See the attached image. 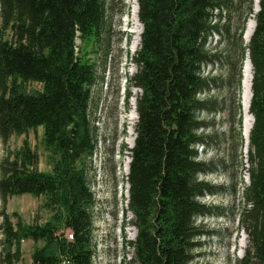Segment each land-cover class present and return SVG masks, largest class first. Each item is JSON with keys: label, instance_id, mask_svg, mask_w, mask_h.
I'll return each instance as SVG.
<instances>
[{"label": "trees", "instance_id": "16d2710c", "mask_svg": "<svg viewBox=\"0 0 264 264\" xmlns=\"http://www.w3.org/2000/svg\"><path fill=\"white\" fill-rule=\"evenodd\" d=\"M229 0H138L144 26L134 85L138 122L127 175L129 209L138 228L132 243L138 264H190L196 218L208 212L200 201L211 190L199 180L206 164L196 145L203 142L205 108L199 94L208 86L202 67L212 54L207 36L218 31L217 12ZM255 13L249 43L253 66L249 138L241 222L249 248L239 264H264V0ZM110 0H0V139L43 128L52 166L38 167L27 140L0 160V264H19L21 242L36 247L33 264H94L93 210L97 203L88 169L98 149V127L91 119L97 68L77 52V39L100 42L109 26ZM230 29L227 28V32ZM245 48L242 47V54ZM36 82L39 90L25 84ZM44 196L53 220L16 223L6 212L9 197ZM70 229L73 240L59 235Z\"/></svg>", "mask_w": 264, "mask_h": 264}, {"label": "rangeland", "instance_id": "374dc122", "mask_svg": "<svg viewBox=\"0 0 264 264\" xmlns=\"http://www.w3.org/2000/svg\"><path fill=\"white\" fill-rule=\"evenodd\" d=\"M136 1L137 4L135 0H110L109 26L100 42L77 39V52L96 65L98 76L91 119L98 127L99 143L88 169L97 201L93 210L94 264H138L132 244L138 228L129 209L130 185L126 172V165H129V171L131 162L132 129L135 137L137 134V100L142 93L132 80L138 70L134 58L141 49V46L134 47L133 41L137 37L136 31H144L139 16L138 20L133 16L135 5L138 11ZM252 1L254 11H259V0H229L228 6L217 12L215 22L220 30L212 32L206 40L212 59L202 67L208 86L199 94L205 108L197 112L204 126L199 130L203 142L196 145V149L198 158L206 164L205 172L198 178L207 182L211 190L200 198L208 212L196 218L200 235L195 239L190 264H239L249 248L248 232L241 222L244 189L250 182L247 172L249 143L246 144L244 137L242 100L244 67L246 59L250 58V42L246 43L244 35L254 15L249 12ZM120 30L124 32L120 33ZM242 47L245 48L243 54ZM25 86L29 90L41 89L36 82ZM134 98L136 109L132 107ZM134 120L136 122L132 123ZM25 140L38 154L39 169L50 172L52 166L42 127L13 135L7 144L0 139V160L9 150L21 148ZM45 200L44 196L31 194L11 196L6 203V212L14 223L17 221L15 215H19L27 225L44 224L53 220ZM58 234H64L68 241L73 240L70 229L62 228ZM41 246L42 241L23 240L19 264H33L34 249ZM62 257V261L69 260L66 255Z\"/></svg>", "mask_w": 264, "mask_h": 264}, {"label": "bare ground", "instance_id": "6f19581e", "mask_svg": "<svg viewBox=\"0 0 264 264\" xmlns=\"http://www.w3.org/2000/svg\"><path fill=\"white\" fill-rule=\"evenodd\" d=\"M135 4H137V1L135 0ZM256 13V12H255ZM133 16L135 19L138 20V11L136 9V5L133 10ZM127 21V19H126ZM128 22V21H127ZM256 27V20H255V14L253 15V18L250 19V21L247 24L246 32H245V40L246 43H249L251 40V37L254 33ZM124 30H120V33H123ZM137 37H135L134 42V47H140L141 46V34L142 30L140 32L136 31ZM135 50V48H134ZM252 80H253V67H252V62L250 58L248 57L246 59L245 67H244V79H243V109H244V114H245V119H244V137L246 140V144L248 145L249 143V138H250V132L254 124V116L250 113V104H251V98H252ZM132 107L136 109V99L134 98L132 101ZM134 119V118H133ZM136 121H132V123H135ZM134 134V137L130 139L129 144L130 146H134V140H135V132L132 129V132ZM128 164L126 165V172H128ZM128 192V191H127Z\"/></svg>", "mask_w": 264, "mask_h": 264}, {"label": "built area", "instance_id": "2783aa9c", "mask_svg": "<svg viewBox=\"0 0 264 264\" xmlns=\"http://www.w3.org/2000/svg\"><path fill=\"white\" fill-rule=\"evenodd\" d=\"M72 238H73V235L71 234L70 235ZM61 264H73L70 260H63L62 262H61Z\"/></svg>", "mask_w": 264, "mask_h": 264}, {"label": "water", "instance_id": "95a60500", "mask_svg": "<svg viewBox=\"0 0 264 264\" xmlns=\"http://www.w3.org/2000/svg\"><path fill=\"white\" fill-rule=\"evenodd\" d=\"M257 9H258V7H257ZM259 10V9H258ZM128 173H129V171H128Z\"/></svg>", "mask_w": 264, "mask_h": 264}]
</instances>
